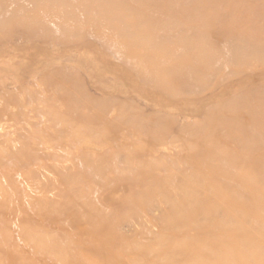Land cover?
<instances>
[{"label": "rangeland", "instance_id": "rangeland-1", "mask_svg": "<svg viewBox=\"0 0 264 264\" xmlns=\"http://www.w3.org/2000/svg\"><path fill=\"white\" fill-rule=\"evenodd\" d=\"M0 264H264V0H0Z\"/></svg>", "mask_w": 264, "mask_h": 264}, {"label": "bare ground", "instance_id": "bare-ground-1", "mask_svg": "<svg viewBox=\"0 0 264 264\" xmlns=\"http://www.w3.org/2000/svg\"><path fill=\"white\" fill-rule=\"evenodd\" d=\"M93 11H95V10H93ZM91 15L95 16V12H92Z\"/></svg>", "mask_w": 264, "mask_h": 264}]
</instances>
